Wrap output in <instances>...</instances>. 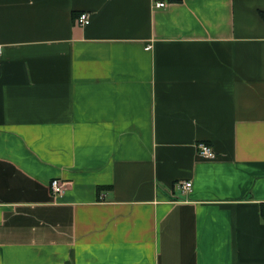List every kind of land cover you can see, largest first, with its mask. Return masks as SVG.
I'll return each mask as SVG.
<instances>
[{
  "label": "crops",
  "instance_id": "0c3cea01",
  "mask_svg": "<svg viewBox=\"0 0 264 264\" xmlns=\"http://www.w3.org/2000/svg\"><path fill=\"white\" fill-rule=\"evenodd\" d=\"M262 12L0 0V264H264Z\"/></svg>",
  "mask_w": 264,
  "mask_h": 264
},
{
  "label": "built area",
  "instance_id": "2783aa9c",
  "mask_svg": "<svg viewBox=\"0 0 264 264\" xmlns=\"http://www.w3.org/2000/svg\"><path fill=\"white\" fill-rule=\"evenodd\" d=\"M165 6V3L158 2L155 4V7L162 8ZM79 26H85L89 23V15L88 13H82L76 20ZM2 60V49L0 46V62ZM197 154L200 158L212 160L217 157V154L212 150V148L204 143L199 142L196 146ZM192 187L190 181L187 182H178L173 185V189L175 190H182V191H189ZM50 192L52 195H61L64 192V184L58 179H52L49 184Z\"/></svg>",
  "mask_w": 264,
  "mask_h": 264
},
{
  "label": "trees",
  "instance_id": "16d2710c",
  "mask_svg": "<svg viewBox=\"0 0 264 264\" xmlns=\"http://www.w3.org/2000/svg\"><path fill=\"white\" fill-rule=\"evenodd\" d=\"M82 14V13H81ZM80 15V14H79ZM260 16L262 17V19L264 20V12L260 13ZM207 144V143H206ZM102 189H105V188H99L98 191L100 192Z\"/></svg>",
  "mask_w": 264,
  "mask_h": 264
},
{
  "label": "rangeland",
  "instance_id": "374dc122",
  "mask_svg": "<svg viewBox=\"0 0 264 264\" xmlns=\"http://www.w3.org/2000/svg\"><path fill=\"white\" fill-rule=\"evenodd\" d=\"M197 146V145H196Z\"/></svg>",
  "mask_w": 264,
  "mask_h": 264
}]
</instances>
